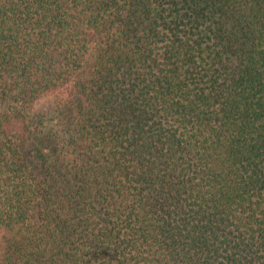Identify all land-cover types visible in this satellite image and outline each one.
Masks as SVG:
<instances>
[{
	"label": "trees",
	"instance_id": "obj_1",
	"mask_svg": "<svg viewBox=\"0 0 264 264\" xmlns=\"http://www.w3.org/2000/svg\"><path fill=\"white\" fill-rule=\"evenodd\" d=\"M0 264H264V0H0Z\"/></svg>",
	"mask_w": 264,
	"mask_h": 264
}]
</instances>
